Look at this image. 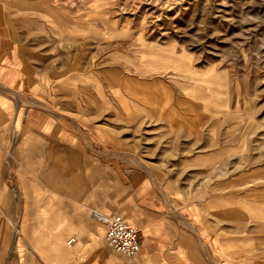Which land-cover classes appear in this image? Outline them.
Masks as SVG:
<instances>
[{
  "label": "rangeland",
  "instance_id": "rangeland-1",
  "mask_svg": "<svg viewBox=\"0 0 264 264\" xmlns=\"http://www.w3.org/2000/svg\"><path fill=\"white\" fill-rule=\"evenodd\" d=\"M0 30L49 73L7 89L0 111L16 121L4 165L30 164L32 211L43 183L72 195L93 179L98 196L105 168L111 208L138 200L204 226L224 264H264V0H0ZM24 220L17 207L19 254L38 242Z\"/></svg>",
  "mask_w": 264,
  "mask_h": 264
},
{
  "label": "crops",
  "instance_id": "crops-1",
  "mask_svg": "<svg viewBox=\"0 0 264 264\" xmlns=\"http://www.w3.org/2000/svg\"><path fill=\"white\" fill-rule=\"evenodd\" d=\"M16 49L14 38L10 40L0 30V111L1 107L14 105L7 89L20 84L18 88L29 92L34 81H48L49 73L41 68L42 56L29 53L22 57V62ZM15 122V118L0 113V264H224L222 242L207 235L204 226L195 224L193 219L197 217L191 214H185V217L193 221L197 228L195 233L191 228L181 226L173 216L142 211L138 200L111 208L110 200L106 198L110 196L106 184L111 174L109 169H102L104 177L98 196L93 189L96 186L93 179L78 180L73 184L78 189H74L72 195L64 190L49 196L46 184H41L44 188L39 192L36 210L32 211L30 164L21 158L18 165L14 163L8 168L4 165V156L11 148L10 139L15 138ZM38 135L46 138L45 133ZM31 138L29 129L19 136L22 140L19 155L26 154ZM79 158L80 167L84 166L81 167L83 172L96 170V165L88 158L81 155ZM126 191L123 192L125 196ZM17 207L24 222L34 220L31 229L39 234L38 242H29L30 249L25 254H19V248H12ZM111 210L133 220L140 229L141 252L135 259L119 258L105 244V227L97 216ZM71 240H74L73 244H69ZM209 249L210 259L206 255ZM142 255L143 258H139ZM239 260L233 259L232 264H239Z\"/></svg>",
  "mask_w": 264,
  "mask_h": 264
},
{
  "label": "built area",
  "instance_id": "built-area-1",
  "mask_svg": "<svg viewBox=\"0 0 264 264\" xmlns=\"http://www.w3.org/2000/svg\"><path fill=\"white\" fill-rule=\"evenodd\" d=\"M98 220L105 226V244L113 252L127 258L135 259L141 252L139 230L117 214L99 215ZM71 240L69 244H73Z\"/></svg>",
  "mask_w": 264,
  "mask_h": 264
},
{
  "label": "bare ground",
  "instance_id": "bare-ground-1",
  "mask_svg": "<svg viewBox=\"0 0 264 264\" xmlns=\"http://www.w3.org/2000/svg\"><path fill=\"white\" fill-rule=\"evenodd\" d=\"M166 103H167V102H166ZM163 106H164V105H163ZM163 106H162V107H163ZM163 111H164V110H162L161 113H162Z\"/></svg>",
  "mask_w": 264,
  "mask_h": 264
}]
</instances>
